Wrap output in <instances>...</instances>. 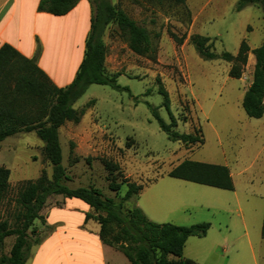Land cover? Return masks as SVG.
I'll use <instances>...</instances> for the list:
<instances>
[{
    "label": "rangeland",
    "instance_id": "obj_1",
    "mask_svg": "<svg viewBox=\"0 0 264 264\" xmlns=\"http://www.w3.org/2000/svg\"><path fill=\"white\" fill-rule=\"evenodd\" d=\"M100 1L92 0L94 9L99 6ZM108 1L149 31L156 59L135 54L122 38L115 23L106 27L103 35L107 46L106 58L112 59L110 64L115 60L119 63L117 72L107 71L109 74H120L117 83L121 89L110 85H91L75 103L74 108L78 111H91V116L102 133L97 137L100 141L90 151H77L79 144L74 136L77 124H64L60 138L62 165L71 178L66 186L71 189L93 187L104 198L123 203V210L128 213L137 207L136 195L126 202L123 199L128 190V182H136L144 187L146 181L150 180L149 174H164L185 160L223 163L225 157L230 162L239 158L238 165L231 162L232 167L249 168L264 141V130L257 119L246 115L238 97L241 84L236 80L227 81L230 64L222 60L202 59L192 44L182 53L179 50L183 70L169 58L170 55L177 58L173 52V43H170V54H159L162 38H170L175 42L173 36L183 39L189 33L191 11L188 6H176L166 0ZM208 1L193 0L191 8L195 10L204 7V15L208 14L207 18L199 20L198 30L202 35L211 37L212 51L236 55L243 40H249L252 46L261 44L264 24L263 12L259 7L250 6L238 13L232 5L235 0H228L221 13L213 14L220 0ZM251 31L253 34L250 36ZM256 35L259 38L257 41ZM238 41H241L240 44ZM140 65L147 71H140ZM185 72L189 76V83L181 81L173 86L171 80L181 77ZM205 76L208 79L205 80ZM161 87L169 93L170 110L165 106V98L160 93ZM154 113L166 124L172 123L173 115L177 120L174 131L181 134L196 132L201 142L188 146L170 140L168 134L162 131ZM20 136V139L11 137L0 144V165L11 171V188L2 201L0 215L11 226L16 222L17 198L23 185L36 181L43 172L48 177L52 175V167L45 159L43 148L39 145L41 141L36 134L21 133ZM34 156L36 160L32 159ZM107 163L117 165L119 169H107ZM257 168V165L249 168L246 175L258 173ZM112 182L119 185L117 191L111 190ZM255 189L264 194V180L257 182ZM225 193L228 194L229 205V210L225 213L199 209L191 215L190 211H185V216L193 218L198 214L200 222L182 224L176 216L167 220L180 225L167 223L183 227L205 223L211 225L207 236L189 238L184 258L190 257L198 264H223L226 258L217 256L216 252L222 251L227 243L226 239L245 241L249 238L264 242L261 235L264 198L250 200L248 203L246 191L238 183L237 193L242 202L240 210L234 193ZM141 201L143 202V198ZM76 204L88 208L78 199L75 201L64 196L52 197L47 205L57 207L48 214L46 223L40 220L35 222V226L41 228L40 236L50 237L57 226H79L82 212H70V208ZM43 211L42 214H45ZM179 214L183 215L181 211ZM14 241V237L6 239L4 253L9 252ZM123 258L127 264H131L126 257ZM231 263H234L233 257Z\"/></svg>",
    "mask_w": 264,
    "mask_h": 264
},
{
    "label": "trees",
    "instance_id": "obj_2",
    "mask_svg": "<svg viewBox=\"0 0 264 264\" xmlns=\"http://www.w3.org/2000/svg\"><path fill=\"white\" fill-rule=\"evenodd\" d=\"M81 0H40L38 11L54 16H64L71 12ZM91 18V29L86 40L84 59L74 81L67 87H56L50 78L37 64L42 53L38 45L37 54L28 59L9 44L0 48V143L21 133H35L43 142L45 159L52 167V175L43 172L36 180L27 182L21 188L17 198L18 212L16 222L11 226L8 220L0 215V264H26L34 247L43 239L35 222L44 221L41 211L52 196L75 198L85 202L100 225L102 242L120 251L131 264H197L184 258L185 245L189 238H203L211 225L201 224L190 227L174 224H158L150 221L137 207L125 213L123 203H116L111 198H104L95 188L71 189L66 186L71 180L62 165L63 152L60 141V129L67 122L78 124L86 111H78L75 103L85 94L91 85H110L121 89L117 83L120 74H109L106 68L107 46L103 40L106 27L115 23L130 49L139 56L155 60L156 51L152 46L149 31L138 25L123 10L113 6L108 0H101L94 9ZM159 2L163 0H158ZM176 6L185 7L187 0H166ZM256 6L263 12L264 0H239L236 11ZM264 27V26H263ZM178 45L183 39L175 36ZM190 43L204 60H222L231 65L230 77L240 79L248 62L250 47L246 40L241 42L236 55L229 52L212 51L210 37L192 35ZM255 67L253 81L243 99V109L249 118L261 119L264 116V37L260 47L253 50ZM160 93L165 98V106L170 110L169 93L163 87ZM162 131L174 142L187 145L200 143L198 134H181L174 131L177 120L172 115V123L166 124L157 113H154ZM107 169H119L117 165L106 164ZM169 177L210 186L223 190H234V185L227 167L185 160L175 167ZM11 171L0 167V206L10 192ZM124 201L143 190V185L128 182ZM113 191L119 185L112 182ZM264 238V220L261 231ZM15 241L6 254L4 245L7 238ZM33 239V240H31Z\"/></svg>",
    "mask_w": 264,
    "mask_h": 264
},
{
    "label": "crops",
    "instance_id": "obj_3",
    "mask_svg": "<svg viewBox=\"0 0 264 264\" xmlns=\"http://www.w3.org/2000/svg\"><path fill=\"white\" fill-rule=\"evenodd\" d=\"M227 1L220 0L213 14L221 13ZM39 2L40 0H0V48L4 44H9L24 57L32 59L36 56L38 45H40L42 53L37 62L39 68L45 72L56 87L64 88L74 81L84 59L86 40L91 29L93 8L89 0H81L67 15L54 16L39 12ZM191 4H193V0H187L186 5L191 11V25L189 33L184 38L183 43L177 45L170 38H162L159 46V54H170V43H173V52L177 58L174 59L171 55L169 58L173 62L175 61L181 70L184 69V66H182L181 60H179V50L182 53L187 49L191 44L190 39L192 35L204 36L198 30V22L203 17L207 18L208 15H204V7L194 10L191 8ZM232 5L236 7V0L232 2ZM245 9L238 13L244 12ZM252 34L253 31L250 32V36ZM206 37L210 36L208 35ZM263 37L261 36V44ZM257 40H259L258 35L255 36V41ZM240 42L238 41V44ZM247 43L251 51L248 55V62L242 77L235 79L229 75L227 80H236L241 84L242 89H238V97L242 103L253 81L256 63L253 50L261 46V44L252 46L249 40ZM166 46L168 47L167 50L165 49ZM111 61V58H106L105 65L107 70L117 72L119 63L115 60V62L110 64ZM230 69L231 65L228 68L229 72ZM139 70L147 71L143 65L139 66ZM206 79H208L207 76H205ZM171 81L173 82V86L179 84L181 81H187L189 83V76L185 72L181 77H176V79H172ZM91 115L90 110L86 111L81 122L77 124L75 129L76 134L74 136L79 144L77 151L88 152L100 141L97 140V137L101 135V129ZM257 120L259 121L258 123L263 125L264 130V116ZM62 129L63 127L60 129V138ZM20 137V134L14 136L15 139H20ZM39 145L41 148L44 147L42 141ZM12 149H15V147H12ZM32 159L36 160L37 158L34 156ZM194 162L227 167L234 185V190H223L169 177L168 174L181 164V162L164 174H149L150 180L146 181L143 190L137 197V207L143 211L150 221L158 224H166L167 222L175 223L174 221L167 220L176 216L182 224H189L192 222H200L201 219L197 216L198 214L193 217L194 219L186 217L185 211H190V215L191 213H197L199 209L225 213L229 210L227 203L228 194L225 191L234 193L236 204L242 210V202L237 193L238 183L243 185L248 203L250 200H262L264 198V194L255 189L256 183H261L264 180V141L249 167H256L257 165L258 173L254 175H246L249 168L241 169V167H232L231 162L238 165L239 158L230 162L225 157L223 163H216L215 161ZM151 177L154 178L151 179ZM142 198L143 202L141 201ZM72 199L76 201L75 198ZM48 201L43 208V213L45 212V214H42L41 211V216L44 215L43 219L45 223L48 214L52 212L53 208L57 207H49L47 205ZM87 207L83 208L81 204L80 206L76 204V206L70 208V212L72 213L75 211L82 212L79 226H57L53 235L42 238V243L33 248L35 252H31L26 264H127L126 259L123 258L124 255L120 251L102 242L100 238V225L93 218H87V215L94 213L88 205ZM180 211L183 215L179 214ZM175 224L178 225L179 223ZM38 231L41 234V228H38ZM226 242L222 251L216 252L217 256L226 258L223 264H232L231 257L234 258L233 264H264L263 241H253L248 238L245 241L239 239L228 241L226 239Z\"/></svg>",
    "mask_w": 264,
    "mask_h": 264
}]
</instances>
